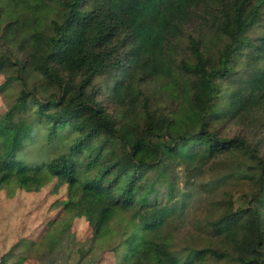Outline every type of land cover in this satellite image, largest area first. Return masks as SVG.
<instances>
[{
	"label": "trees",
	"instance_id": "1",
	"mask_svg": "<svg viewBox=\"0 0 264 264\" xmlns=\"http://www.w3.org/2000/svg\"><path fill=\"white\" fill-rule=\"evenodd\" d=\"M0 3V190L66 183L116 264H264V0Z\"/></svg>",
	"mask_w": 264,
	"mask_h": 264
},
{
	"label": "rangeland",
	"instance_id": "2",
	"mask_svg": "<svg viewBox=\"0 0 264 264\" xmlns=\"http://www.w3.org/2000/svg\"><path fill=\"white\" fill-rule=\"evenodd\" d=\"M256 36L251 33L252 38ZM5 83L6 76L1 71L0 114L13 105L15 93L20 89L14 86L1 90ZM239 132V128L231 126L226 134L233 137ZM227 160V156L211 159L193 182L197 185L215 182L216 186L221 185L220 194L225 191L237 197L247 186L241 178L230 176L233 170L230 165L234 162L221 168ZM170 171L176 186L183 187L187 175L184 166L174 165ZM68 197L67 184L57 178L38 191L15 185L1 189L0 264L4 260V264H116L113 252L106 246L93 248V231L86 218L71 217L66 212L63 203ZM187 217L190 219L181 225L182 231L192 228L191 215Z\"/></svg>",
	"mask_w": 264,
	"mask_h": 264
}]
</instances>
